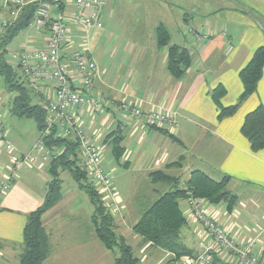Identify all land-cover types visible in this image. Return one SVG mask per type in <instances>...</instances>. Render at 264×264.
Here are the masks:
<instances>
[{
  "label": "crops",
  "instance_id": "obj_1",
  "mask_svg": "<svg viewBox=\"0 0 264 264\" xmlns=\"http://www.w3.org/2000/svg\"><path fill=\"white\" fill-rule=\"evenodd\" d=\"M104 1L107 7L108 1ZM62 5L67 12H76L72 0H63ZM148 6L143 11L144 18L141 15L140 23L136 22L139 28L149 27L148 31L138 29V42L121 45L117 39L108 37L105 27L85 29L71 26L62 50L63 60L72 69L74 78L75 53L86 52L95 61L98 72L93 90L84 92L83 96L105 101L99 113L88 105H78L72 107L68 114L98 146L102 145L105 152L109 150L114 160L113 136H109L118 132L123 139L124 153L120 161L115 160L117 165L112 172L120 173L124 169L135 177L127 185L125 201L117 191V182L114 184L112 180L117 203L122 205L121 213L125 214L122 220L118 219L120 222L115 219L118 224L115 232L125 228L126 233L136 235V240H140L139 252L154 249L160 251L159 259L169 256L162 249L144 244L134 232V226L143 211L162 194L174 190L175 186L185 189L192 173L200 171L218 182L226 178V190L235 197L232 211L228 210L225 201L219 204L203 201L208 215L223 225L238 243L256 241L255 253L263 260L264 149L253 152L241 130L247 114L261 105L264 107V72L256 92L231 116L219 119V109L211 94L222 87L225 94L220 100L221 106L228 108L238 103L244 90L240 71L254 52L264 46V0H152ZM11 8L6 0H0V21L8 20L12 24L17 20L10 17ZM113 8L110 3L109 11L104 15L107 23L114 18ZM52 15H57L56 9L52 10ZM28 29H33L34 33L22 40L24 44L19 52L45 48L50 39L49 29L38 33L33 22L23 31ZM189 29L205 33L207 38L198 42L188 33ZM150 30L153 35H150ZM160 30L169 34L167 46L160 45ZM170 46L184 48L192 57L191 66L180 78H175L168 67ZM19 76L23 77L20 70ZM79 85L75 80L74 86ZM30 88L33 103L41 106H46L54 94L50 83H39ZM11 103L6 106L8 112ZM124 103L143 111L165 114L173 118L177 126L148 125L142 119H134L120 108ZM40 140L41 136H27L24 143L13 139L11 141L16 147H13V152L0 144V264H21L26 249L24 231L29 215L44 202L50 181L46 174L50 175L51 156L50 153H33ZM30 154L31 159L13 172L15 161ZM157 171L174 177L175 185L154 183L151 174ZM71 195L63 193L62 188L60 201L42 217L48 244L45 261L52 256L51 252L55 253L51 251L49 225L71 207ZM188 201L184 198L178 201L188 218L184 230H187L185 239L188 242L184 244L197 252L204 232L189 215ZM89 202L93 206L90 199ZM93 215L90 220V227L94 230L92 240L87 238L84 244L81 243L80 251H58L60 258L69 257L68 264H96L98 260L107 258L102 248L109 249L97 237ZM119 236L125 238L123 234ZM95 239L101 244L99 247ZM67 245L68 242L61 238L54 247L63 250ZM140 264L144 263L140 261Z\"/></svg>",
  "mask_w": 264,
  "mask_h": 264
},
{
  "label": "trees",
  "instance_id": "obj_2",
  "mask_svg": "<svg viewBox=\"0 0 264 264\" xmlns=\"http://www.w3.org/2000/svg\"><path fill=\"white\" fill-rule=\"evenodd\" d=\"M64 9L63 5L61 6ZM37 6L24 7L17 20L10 24L0 37V78L3 79L6 92L14 93L10 113L18 118H28L36 122L41 133V139L50 153L49 172L51 180L48 182L44 202L29 215V221L24 231L25 252L21 264H43L48 254L47 235L43 228V215L54 207L61 199L62 181L60 173L67 171L79 184L94 206L93 224L96 234L103 245L109 249H119V257L114 264H140L134 249L123 236L115 232V217L107 210L103 196L88 180V171L81 161V141L74 135L62 136L58 128H54L50 136H43L46 128L47 110L45 106L33 103V91L28 82L19 76L16 68L7 59L8 47L20 32L34 21ZM160 45L167 46L169 34L160 30ZM192 57L184 48L169 47L168 67L175 78H180L191 66ZM19 70V69H18ZM264 72V46L259 47L248 64L240 71L239 78L243 84V93L236 105L224 108L220 100L225 94L222 87L216 88L211 96L219 109V119L233 115L239 106L256 92L259 81ZM242 134L249 140L251 150L259 152L264 149V107L261 105L245 117ZM113 154L116 161H120L124 149L121 145L122 136L117 132L112 137ZM81 156V157H80ZM151 178L154 183H173L176 180L161 171L153 172ZM227 179L215 181L200 171L192 173L185 189L170 190L162 194L151 206L146 208L139 222L134 226V232L142 238L144 244L168 252L169 261L183 256H193L182 241V231L188 225V218L179 206V199L199 198L210 204L226 202L228 210L232 211L235 197L226 190ZM214 264H222L217 258Z\"/></svg>",
  "mask_w": 264,
  "mask_h": 264
},
{
  "label": "built area",
  "instance_id": "obj_3",
  "mask_svg": "<svg viewBox=\"0 0 264 264\" xmlns=\"http://www.w3.org/2000/svg\"><path fill=\"white\" fill-rule=\"evenodd\" d=\"M12 6L10 17L17 19L20 11L28 5H36L37 10L33 25L38 33L48 28L50 39L45 48L29 49L11 54L12 60L28 82L30 87L39 83H50L54 87L53 97L45 106L48 116L43 136H50L53 129H59L62 136H76L81 141V154L84 166L88 171L89 183L103 196L107 210L117 216L121 209L117 208V193L113 188L112 178L102 165V155L93 137L81 125L76 124L68 111L78 105H88L95 113H99L104 106V100L84 97L83 93H91L94 80L98 72L95 61L86 52L73 55L76 77L72 69L63 60L62 50L67 42L71 26L85 29H102V11L104 0H72L76 12L69 13L62 9L63 0H6ZM57 15H52V10ZM11 24L10 21H0V37ZM188 33L198 42L207 38V34L189 29ZM79 86H74V81ZM120 108L134 119H142L148 125H165L176 127L173 118L154 111H143L128 104H121ZM0 144L7 151L13 152V146L8 142V132L2 117H0ZM39 152L49 155L44 141L41 139L35 146L33 153ZM32 154V153H31ZM27 155L15 161L13 172L21 168L32 155ZM190 216L200 225L204 237L199 241V251L193 256H183L169 261L168 264H214L215 259L222 264H262V258L255 253L256 241L238 243L231 233L211 216L208 215L199 198L188 199ZM174 256V255H171Z\"/></svg>",
  "mask_w": 264,
  "mask_h": 264
},
{
  "label": "rangeland",
  "instance_id": "obj_4",
  "mask_svg": "<svg viewBox=\"0 0 264 264\" xmlns=\"http://www.w3.org/2000/svg\"><path fill=\"white\" fill-rule=\"evenodd\" d=\"M108 6L103 8L102 11V19H103V27L106 28V31H108V37L112 36V39L116 40L118 42L127 43V42H138L139 31L142 29L143 31H148V26H142L139 28V26L136 24V22L142 19L143 11L148 8V4L152 3V0H107ZM110 3L113 5V9L115 10L114 18L112 22L107 23L104 19V15L106 11H109ZM71 8L68 7V11H70ZM142 15V16H141ZM139 19V20H138ZM146 20V18H145ZM139 29V31H138ZM28 33V34H27ZM30 33H34L33 29H28L26 31L21 32L17 37L13 39L11 44L8 47V56L7 59L16 66V61L12 60L11 54H17L19 53V50L22 48V40L26 39L27 36ZM147 33V32H144ZM150 35H153V32L150 30ZM141 41V38H140ZM27 49V47L25 48ZM18 74L19 70L17 67H15ZM16 96L14 93H8L6 92L4 81L2 78H0V117H2V120L4 121L6 131L8 132V141L15 139L18 143H24L28 137H37L39 138L41 136V133L38 129L37 124L32 119L28 118H18L14 115H12L10 112H8V106L13 98ZM6 104V105H5ZM10 142V144L14 147V143ZM98 146V145H97ZM101 155H102V165L106 172L110 174V177L112 180L117 182L118 193L121 194V196L126 198V188L128 183L131 179H134L135 177L129 173H126L124 169L120 170V173H114L112 172V169L116 167L117 163L115 160L110 156V151L107 150V152L104 151V147L102 145L98 146ZM25 171V170H24ZM22 171V173H24ZM48 176V180H51L50 175L48 173L46 174ZM60 178L62 180V188L63 193L73 194L71 195L72 204L70 208H67L62 215L59 217V220H55L52 224L49 225L50 232L52 234L51 244H52V250L55 251L51 252V255L48 260L45 261L44 264H68L70 262L69 257H61L59 255L58 251H80L81 243L84 244V241L88 238L89 241L92 240V237L94 235L93 228L91 229V217L93 215V206L89 202V199L87 198L86 194L79 190L77 183L73 180L69 172H61ZM183 184V183H182ZM181 188L183 185L180 186ZM118 205V203H117ZM122 207V205H118L117 208ZM121 209V208H120ZM123 210V208H122ZM126 211V210H125ZM125 214L118 213L115 217L116 221H119L118 219L123 218ZM134 219V218H133ZM132 219V220H133ZM57 222V223H56ZM120 222V221H119ZM131 223V222H130ZM118 224L115 223V226ZM118 227V226H117ZM125 228H123V231H117V234L121 235L123 234L125 238L127 239V243L131 246H133L134 253L137 257L140 258V261L144 264H168L169 262V256H164L162 259L160 251H156L154 249L139 252L140 251V240H136L133 234L126 233L124 231ZM187 231V230H186ZM186 231H182L181 239L183 243H187L188 241L185 239ZM125 232V233H124ZM62 236V237H61ZM63 238L64 241L68 242V245L65 249L59 250L56 249L55 243L58 242L59 239ZM95 243L97 244V247L101 245L97 239H95ZM73 247L75 250H73ZM104 254L107 258L98 260L99 262H95L96 264H114L115 260L119 257V249L114 248L113 250H105ZM67 256V255H66ZM98 256V255H97ZM81 262V260H80ZM72 264V262H71ZM262 264H264V259L262 261Z\"/></svg>",
  "mask_w": 264,
  "mask_h": 264
}]
</instances>
